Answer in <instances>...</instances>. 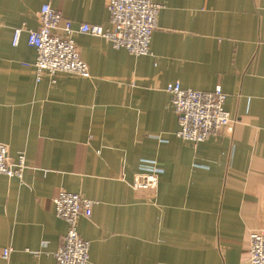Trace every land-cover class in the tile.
Returning a JSON list of instances; mask_svg holds the SVG:
<instances>
[{"label":"crops","instance_id":"crops-1","mask_svg":"<svg viewBox=\"0 0 264 264\" xmlns=\"http://www.w3.org/2000/svg\"><path fill=\"white\" fill-rule=\"evenodd\" d=\"M154 1L151 54L76 33L91 75L38 81L28 30L42 5L108 26L107 0H0V142L28 163L22 179L0 174V264H57L62 189L97 201L78 223L90 264H249V232L264 227V0ZM176 81L221 86L233 131L179 138ZM146 173L157 186L135 189Z\"/></svg>","mask_w":264,"mask_h":264},{"label":"built area","instance_id":"built-area-1","mask_svg":"<svg viewBox=\"0 0 264 264\" xmlns=\"http://www.w3.org/2000/svg\"><path fill=\"white\" fill-rule=\"evenodd\" d=\"M161 7L154 0H107L108 26L83 23L74 27L61 10L45 3L38 14L39 28L28 30V43L36 50L34 66L37 80L45 71L52 76L59 71L82 77L91 75L89 65L76 44V33L103 37L115 48H125L134 55L151 54L150 44ZM23 29H14V45L18 44ZM166 91L178 115L176 135L179 138L196 144L213 135L233 131L235 119L225 107L227 94L221 86L201 91L184 87L176 81L167 85ZM27 167L24 151H19L14 157L8 145L0 142V174L22 179ZM157 183L156 173H146L137 175L131 185L135 189L154 188ZM53 202L55 214L67 223L63 242L53 252L57 264H90V242L81 236L78 223L81 216L92 215L97 201L62 189ZM12 250V247L3 249V258L8 259ZM248 263L264 264V227L249 232Z\"/></svg>","mask_w":264,"mask_h":264}]
</instances>
